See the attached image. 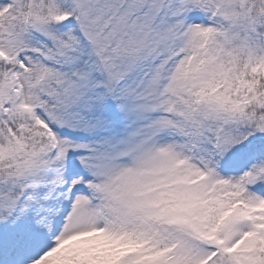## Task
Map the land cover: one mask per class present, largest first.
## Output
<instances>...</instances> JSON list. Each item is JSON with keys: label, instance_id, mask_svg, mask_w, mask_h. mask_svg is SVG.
Returning <instances> with one entry per match:
<instances>
[{"label": "snow or ice", "instance_id": "6c2138e0", "mask_svg": "<svg viewBox=\"0 0 264 264\" xmlns=\"http://www.w3.org/2000/svg\"><path fill=\"white\" fill-rule=\"evenodd\" d=\"M0 264H264V0H0Z\"/></svg>", "mask_w": 264, "mask_h": 264}]
</instances>
